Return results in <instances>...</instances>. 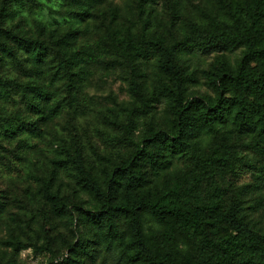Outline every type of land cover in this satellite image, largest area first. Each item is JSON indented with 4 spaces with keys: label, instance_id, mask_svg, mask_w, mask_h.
<instances>
[{
    "label": "trees",
    "instance_id": "16d2710c",
    "mask_svg": "<svg viewBox=\"0 0 264 264\" xmlns=\"http://www.w3.org/2000/svg\"><path fill=\"white\" fill-rule=\"evenodd\" d=\"M103 1L87 3L99 9ZM11 2L36 8L34 0ZM110 10V19L95 14L92 30L88 13L72 15L75 24L50 33L41 50L30 44L37 53L0 44V173L21 172L31 139L45 135L55 111L77 113L88 102L90 51L102 49L126 66L134 114L114 127L112 145L120 155L115 166L94 173L85 149L76 150L79 185L101 204L88 221L96 239L92 250L106 253L112 264H199V254L203 264H264V232H256L246 216L244 185L237 182L243 157L264 153V0H233L215 19L184 20L175 40L155 37L147 24ZM238 49L243 56L232 63L225 55ZM213 54L222 60L206 73L201 59ZM41 58L50 65L43 74L60 85L49 99L36 85ZM141 60L156 61L151 75L139 68ZM202 74L215 95L207 100L194 97ZM153 100L170 106L163 118L170 133L157 131L154 113L145 112ZM48 104L54 110L45 109ZM138 117L144 131L136 135ZM14 141L17 149L10 146ZM173 158L182 167L168 172ZM207 175L231 189L228 204L218 201L217 187L199 198ZM7 200L0 192L3 223ZM52 216L58 220L63 212L55 209Z\"/></svg>",
    "mask_w": 264,
    "mask_h": 264
},
{
    "label": "rangeland",
    "instance_id": "374dc122",
    "mask_svg": "<svg viewBox=\"0 0 264 264\" xmlns=\"http://www.w3.org/2000/svg\"><path fill=\"white\" fill-rule=\"evenodd\" d=\"M34 1L36 8L31 11L20 9L11 0H0V44L21 49L36 47L39 51L50 33L75 24L74 15L88 13L85 19L92 30L95 14L110 19L111 6L132 23L147 24L155 37L175 40L180 38L178 26L182 21L215 19L227 13L233 0H155L154 3L104 0L99 9L87 0ZM84 34L88 36L89 31ZM32 50L37 53L36 49ZM90 53L92 59L87 64L90 75L85 91L88 102L82 103L77 113L66 108L55 111L45 135L31 139L32 148L22 157L21 172L0 173V192L7 197L9 206L7 222L0 221V264H68V261L112 264L111 257L104 260L106 253L98 256L92 250L91 244L96 239L88 221L101 210V204L79 185L81 177L74 158L77 147H83L94 173L101 174L106 168L115 166L120 155L114 152L112 145L118 135L114 127L133 115L134 109L127 69L121 59L102 49ZM225 56L236 63L243 56V50ZM221 60L220 54L204 56L202 67L206 73H211ZM155 65V60H141L139 68L151 75ZM49 69V62L43 58L34 68L36 85L48 99L50 94L60 90V85L52 82V74L48 78L43 74ZM210 96H215L214 92L207 75L202 74L194 97L207 100ZM63 101L61 96L60 102ZM147 104L151 108L146 107L145 112L154 113L157 131L170 133L163 120L170 106L155 100ZM50 107L55 108L48 104L45 109ZM4 115L0 109V118ZM136 120L135 134L138 135L143 130V119L138 117ZM10 146L19 147L16 141ZM181 167L182 162L173 158L167 171ZM166 177L167 172L160 176L161 179ZM237 182L244 185L241 200L246 216L256 232H264V153L243 157ZM214 187L218 188L215 191L218 201L222 205L228 204L231 189L208 175L201 178L199 198L204 200ZM55 209L63 212L58 220L52 216ZM119 226L122 228V223ZM197 260L203 264L202 255H197ZM130 264L136 263L130 261Z\"/></svg>",
    "mask_w": 264,
    "mask_h": 264
}]
</instances>
